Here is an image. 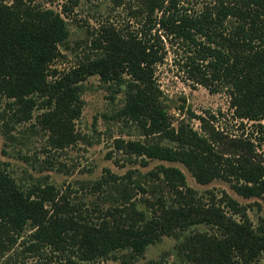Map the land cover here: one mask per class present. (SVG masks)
<instances>
[{"label": "trees", "instance_id": "obj_1", "mask_svg": "<svg viewBox=\"0 0 264 264\" xmlns=\"http://www.w3.org/2000/svg\"><path fill=\"white\" fill-rule=\"evenodd\" d=\"M143 5L140 29L111 27L93 41V57L59 72L52 66L69 37L68 6L57 11L35 0H0V99L17 107L10 120L28 121L43 109L38 122L50 145L77 143L84 81L98 74L107 90L124 97L114 117L143 136L115 139L125 159L142 166L151 159L181 162L199 183L222 179L244 198L264 199V0H214L194 13L179 8L177 0ZM167 43L185 50L188 78L211 92L227 91L233 116L256 124L257 142L209 125L215 119L210 112L208 118L198 115L200 129L189 121L197 116L192 111L189 120L174 123L156 76ZM163 187L175 193L172 203L156 195ZM87 188L98 199L82 207L47 178L27 184L0 162V249L30 231L25 250L52 261L134 264L163 235L180 238L190 226L205 224L213 231L190 232L180 244L193 264H264V217L254 222L248 205L226 191L201 202L177 166L160 164L147 173L129 169L124 175L107 169Z\"/></svg>", "mask_w": 264, "mask_h": 264}, {"label": "rangeland", "instance_id": "obj_2", "mask_svg": "<svg viewBox=\"0 0 264 264\" xmlns=\"http://www.w3.org/2000/svg\"><path fill=\"white\" fill-rule=\"evenodd\" d=\"M6 1L11 3L13 0ZM35 1L57 11H61L64 4L68 6L64 16L69 28V37L61 46L62 56L52 66L59 72L72 71L82 60L89 56L93 57L95 53V49H92L93 41L99 38L101 33L111 30V27L126 32L140 29L145 22L143 0ZM213 2L214 0H177V6L194 13ZM166 47L167 58L164 63L158 65L156 76L169 103L174 123L182 118L189 120L192 111L197 116L189 121L194 128L200 129L198 115H205L208 118L210 112L215 115V119L210 118L209 125L230 137L248 136L257 142L261 133L257 131L256 124L247 120L241 122L239 118L233 116L227 91L211 92L205 86L192 81L182 67L185 58L183 47L177 43L173 45L167 43ZM84 85L85 91L82 95L84 106L80 118L75 123V129L82 138L64 149L50 145L48 131L41 129L38 118L43 109L34 110L33 118L28 121L12 122L10 117L13 116L16 105L8 104L11 99L5 97L0 99V162H3L19 181L28 184L47 178L59 188L60 195L66 196L71 203L82 207L88 204L91 207V202L98 198L96 194L88 192L87 186L101 178L107 169L118 175H124L129 169L147 173L164 164L177 166L185 173L188 185L196 190L201 202L208 203L213 193L220 195L226 191L241 204L248 205V214L254 222H258L259 216L264 217V199L244 198L225 180L215 179L202 184L181 162L151 159L147 166H142L140 162L132 163L125 159L123 153L116 149L115 139H139L143 136L132 123L114 117L123 105V95H113L107 90L98 74L88 76ZM11 135L14 139L9 138ZM149 195L150 193L145 195L140 193L138 197ZM156 195L165 199L167 204L175 200V193L167 187L158 190ZM255 201H258L261 207ZM138 206L149 215L152 213L145 203L139 202ZM193 231L213 230L205 224H196L190 226L180 238L163 235L161 240L150 245L144 256L134 264H154L156 261H163L164 264H193L180 246ZM29 233L30 231L19 237L7 249L4 248L5 251L0 249V264H65L64 261H52L54 258H47V255L26 251L25 240ZM262 262L264 263V255ZM94 264L122 263L116 260H103Z\"/></svg>", "mask_w": 264, "mask_h": 264}]
</instances>
